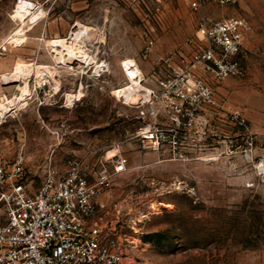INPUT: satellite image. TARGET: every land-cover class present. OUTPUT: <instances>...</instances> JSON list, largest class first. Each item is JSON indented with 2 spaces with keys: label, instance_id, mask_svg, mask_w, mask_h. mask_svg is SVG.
<instances>
[{
  "label": "rangeland",
  "instance_id": "obj_1",
  "mask_svg": "<svg viewBox=\"0 0 264 264\" xmlns=\"http://www.w3.org/2000/svg\"><path fill=\"white\" fill-rule=\"evenodd\" d=\"M28 1L37 7L23 19L18 0H0V161L23 159L37 190L54 168L77 162L94 182L127 158L102 197L128 247L124 264H264V0L207 6L211 21L250 20L236 58L244 74L199 70L214 101L180 127L154 99L129 103L115 91L129 82L125 61L151 93L167 59H190L201 15L186 2ZM83 28L95 35L92 57L59 60V41L69 50Z\"/></svg>",
  "mask_w": 264,
  "mask_h": 264
},
{
  "label": "built area",
  "instance_id": "obj_2",
  "mask_svg": "<svg viewBox=\"0 0 264 264\" xmlns=\"http://www.w3.org/2000/svg\"><path fill=\"white\" fill-rule=\"evenodd\" d=\"M183 1L201 15L196 34L187 42L192 55L180 63L167 59L166 72L150 93L176 127L193 123L214 101L199 70L212 72L218 80L244 74L236 58L253 31L247 17L211 21L206 15L209 4L224 7L235 0ZM112 163V171L106 169L94 182L77 162L66 170L54 168L33 190L23 159L0 161V264H124L128 247L105 219L108 205L102 197L128 170V159L116 156Z\"/></svg>",
  "mask_w": 264,
  "mask_h": 264
},
{
  "label": "bare ground",
  "instance_id": "obj_3",
  "mask_svg": "<svg viewBox=\"0 0 264 264\" xmlns=\"http://www.w3.org/2000/svg\"><path fill=\"white\" fill-rule=\"evenodd\" d=\"M22 7H23L22 18L25 19L27 16L32 14V12L35 10V8L37 6L35 4H33L32 2L24 1L23 4H22ZM82 27H79V28H82ZM84 28H86V27H84ZM84 28L83 29H79L80 30L79 32L73 34V38H74L73 41L75 43L73 42L74 44H72V46L70 45L71 47H70L69 50H68V48H66V44H65V40L64 39L59 41L58 45L65 47L64 48V52L60 53L61 56L59 54V56H60V57H58L59 60H64V61L65 60H71V58L75 57L77 59H82L83 61L85 60L86 62H88V60L92 57L90 55V53H89L90 50L86 49L85 43H86V39H91L92 40V39L95 38V35H94V33L92 31H90L88 29H84ZM60 48H62V47H60ZM124 66H125V69H126V72H127L126 75L129 77V82L125 86H123L121 88H118L115 91V93L122 100H125L126 102H129V103L130 102H133V103L139 102L141 99H145V100L149 99V98L151 99L150 91L143 86L144 78H143V75H142L141 70L138 67V65L134 61L128 60V61L124 62ZM28 67L27 66L19 67L17 69V73L18 74L19 73L26 74L27 76H29L30 72H31L30 71L31 69H29ZM39 68H38V70L42 71L43 68L42 69H39ZM44 70L47 71L49 69H47V67H46V68H44ZM51 72H54V71L52 70ZM22 74H21V76H23ZM53 74L54 73H52V75ZM14 77H15V75L13 76V78ZM13 78L11 77V79H13ZM7 79H9V78H7ZM8 81L9 80H7V82ZM6 109H7V105H2L1 108H0V112H2V113L6 112ZM113 156H116V155L113 154Z\"/></svg>",
  "mask_w": 264,
  "mask_h": 264
},
{
  "label": "crops",
  "instance_id": "obj_4",
  "mask_svg": "<svg viewBox=\"0 0 264 264\" xmlns=\"http://www.w3.org/2000/svg\"><path fill=\"white\" fill-rule=\"evenodd\" d=\"M23 1H28V0H21V2H20L18 5H17V7L20 9V11H21V9H22V7H21V6H22V4H21V3H22ZM17 15H18V16L21 18V16H20V13H19L18 9H17ZM26 18H27V17H26ZM21 19H22V18H21Z\"/></svg>",
  "mask_w": 264,
  "mask_h": 264
}]
</instances>
